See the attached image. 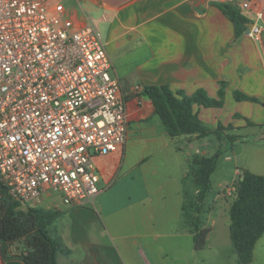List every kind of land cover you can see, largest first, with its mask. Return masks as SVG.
I'll return each instance as SVG.
<instances>
[{"label":"crops","instance_id":"0c3cea01","mask_svg":"<svg viewBox=\"0 0 264 264\" xmlns=\"http://www.w3.org/2000/svg\"><path fill=\"white\" fill-rule=\"evenodd\" d=\"M44 2L49 8L62 3L65 15L76 25L86 16L95 21L111 71L126 92L129 111L125 145L94 157L100 186L91 201L65 204L59 194L46 192L32 204L58 212L47 226L58 243L57 264H206V250L209 264H230L231 197L225 195L224 188L234 179L229 184L218 183L212 191V173L206 198L197 202L196 167L190 162L193 155L208 156V142L203 145L198 141L214 134L171 138L151 100L141 91L146 85H167L187 95L203 89L209 97L218 98L224 82L221 107L193 104L205 126L220 129L223 139L216 137L217 149L232 148L241 137V128L255 125L261 130L264 42L251 30L244 29L237 36L233 21L220 5L231 6L264 29V0ZM244 2L248 7H242ZM235 90L258 100H236ZM229 135L239 137L233 146ZM256 135L264 136L262 132ZM240 171L236 169V174ZM196 204L200 205L198 212ZM191 216L198 217L199 226L208 229L200 249L194 248L187 222ZM262 236L247 264L255 261ZM11 250L9 261L23 264L18 249ZM0 264H8L1 255Z\"/></svg>","mask_w":264,"mask_h":264},{"label":"built area","instance_id":"2783aa9c","mask_svg":"<svg viewBox=\"0 0 264 264\" xmlns=\"http://www.w3.org/2000/svg\"><path fill=\"white\" fill-rule=\"evenodd\" d=\"M111 69L91 17L76 25L62 3L0 0V182L21 206L99 193L94 157L124 146L129 122Z\"/></svg>","mask_w":264,"mask_h":264},{"label":"trees","instance_id":"16d2710c","mask_svg":"<svg viewBox=\"0 0 264 264\" xmlns=\"http://www.w3.org/2000/svg\"><path fill=\"white\" fill-rule=\"evenodd\" d=\"M221 9L233 21L235 32L244 31L242 22L247 18L222 3ZM225 83L221 82L218 98L209 97L205 90L197 89L187 95L181 90L173 91L167 85H146L141 94L147 96L154 112L159 116L169 136L173 139L184 135L196 134L202 137L213 133L222 140L220 129L211 130L193 111V104L204 107H221L223 105ZM236 100L257 101L258 99L235 90ZM220 128L221 125H219ZM264 135V129L262 131ZM237 135H229L228 141L233 146ZM189 142V140H188ZM220 147L211 156H191V165L196 167L194 185L195 199L202 202L210 189V175L215 171L217 159L223 152ZM229 208V236L236 253L237 264H247L252 260L256 240L264 234V174H256L248 169H241L240 177L234 182ZM196 211L200 205L196 204ZM58 215L57 210H45L39 206H21L10 198L4 185L0 182V255L4 261L13 257L11 247L14 243L24 241V247L18 250L23 264H57L58 243L48 232L47 226ZM193 234L195 249L205 243L207 228L199 226L198 217H187Z\"/></svg>","mask_w":264,"mask_h":264},{"label":"rangeland","instance_id":"374dc122","mask_svg":"<svg viewBox=\"0 0 264 264\" xmlns=\"http://www.w3.org/2000/svg\"><path fill=\"white\" fill-rule=\"evenodd\" d=\"M110 75L114 76L112 71H110ZM261 126V130L259 126L255 125L251 126V128H247L246 130H243L241 128L238 131V133L241 134V137L235 142L234 146L232 148L222 147L224 150L217 159L216 170L211 175L212 191L216 189L218 183H223L225 185L229 184L234 179V181H232L229 186H226V188H224L225 195L232 197L233 184L240 177L241 174V171L236 174V169L238 168L248 169L256 174H264V136L257 137L256 135L263 131L264 125ZM198 142L201 144L208 142V146L206 148L208 156L214 155L215 152L218 150L217 146L219 141L217 140L215 135H210ZM227 156H229L228 159ZM98 185L100 186V183H98ZM226 191H230V194ZM12 247L19 250L20 248L24 247V241L14 243ZM230 249L232 255V260L230 261V264H237L236 253L232 245ZM208 253L209 250H206V264H209ZM252 264H264V236H262L259 239V242L257 243L255 251V261L252 262Z\"/></svg>","mask_w":264,"mask_h":264},{"label":"water","instance_id":"95a60500","mask_svg":"<svg viewBox=\"0 0 264 264\" xmlns=\"http://www.w3.org/2000/svg\"><path fill=\"white\" fill-rule=\"evenodd\" d=\"M244 29L251 30L254 33L258 34L262 42H264V29H260L258 26H255L253 22H242ZM15 262L9 261L8 264H14Z\"/></svg>","mask_w":264,"mask_h":264}]
</instances>
